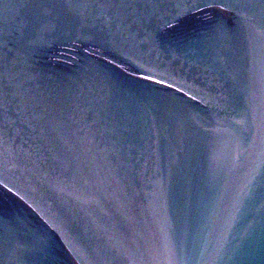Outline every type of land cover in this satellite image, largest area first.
Here are the masks:
<instances>
[{"label":"water","instance_id":"obj_1","mask_svg":"<svg viewBox=\"0 0 264 264\" xmlns=\"http://www.w3.org/2000/svg\"><path fill=\"white\" fill-rule=\"evenodd\" d=\"M262 0H0V264H264Z\"/></svg>","mask_w":264,"mask_h":264},{"label":"snow or ice","instance_id":"obj_2","mask_svg":"<svg viewBox=\"0 0 264 264\" xmlns=\"http://www.w3.org/2000/svg\"><path fill=\"white\" fill-rule=\"evenodd\" d=\"M262 2H264V0H262ZM261 55L264 56V53H261ZM260 77L264 80V59L261 60ZM251 134L259 136L264 140V106L257 111L256 116L253 118V130L251 131ZM261 157L262 162H264V152L261 153ZM257 175L264 177V167L257 169L251 176L247 186L248 193H252L255 190Z\"/></svg>","mask_w":264,"mask_h":264}]
</instances>
